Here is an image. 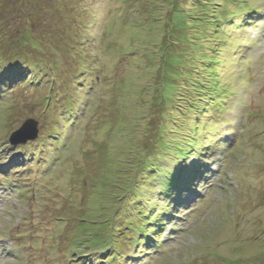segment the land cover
<instances>
[{
	"label": "rangeland",
	"instance_id": "374dc122",
	"mask_svg": "<svg viewBox=\"0 0 264 264\" xmlns=\"http://www.w3.org/2000/svg\"><path fill=\"white\" fill-rule=\"evenodd\" d=\"M0 48V264L136 259L170 195L134 264H264V0H0Z\"/></svg>",
	"mask_w": 264,
	"mask_h": 264
},
{
	"label": "trees",
	"instance_id": "16d2710c",
	"mask_svg": "<svg viewBox=\"0 0 264 264\" xmlns=\"http://www.w3.org/2000/svg\"><path fill=\"white\" fill-rule=\"evenodd\" d=\"M1 52H3V50H1V48H0V53ZM4 53V52H3ZM23 67H19L18 69H15L14 68V70H12V71H9V72H5V71H3L2 72V74H0V86H3V85H7V83H11V82H16L17 83V81L18 80H23V82L24 81H26L27 83H33V79H30L29 77L28 78H26V74H25V72L23 71V69H22ZM3 69H5L4 68V66H1V69L0 70H3ZM27 70H31L32 71V69L31 68H29V69H27ZM30 71V72H31ZM31 77V76H30ZM39 80V79H38ZM14 82V83H15ZM13 83V84H14ZM73 110H74V108L69 112V114H70V118L72 119L73 118ZM65 115H67V113H65ZM68 121H69V119H67ZM72 123H74V120L72 119V121H69V124L71 125ZM68 124V125H69ZM192 125H194L193 123H192ZM53 134H54V132H53ZM157 134L159 135V133L157 132ZM157 134H154V135H152L151 136V138H152V140H153V145H150L149 146V148L146 150V152H145V154H144V160L140 163V164H142L143 165V167L145 166V169L147 168V166H148V163H149V161L151 160V159H147L146 157L147 156H149V151H153L154 152V154L155 153H157V151H158V149H159V147H160V144L162 143V136L161 135H159V138H158V136H157ZM185 137L184 136H181V140H183ZM194 140V139H193ZM153 146H155V149L154 150H152L153 149ZM195 148L194 150L192 149V148ZM190 148H191V150H192V152H194L195 151V153H198L197 151V149H196V147L194 146V144H192L191 146H190ZM194 153V154H195ZM2 154V151L0 152V155ZM193 154V155H194ZM192 155V156H193ZM169 165V164H168ZM124 166V165H123ZM191 168H192V166L191 165H189L188 164V162H186V164H185V166L183 167V168H181V169H179V168H176V167H169V170H167V171H164V172H162L161 174H160V177L158 178V182H160L161 184V186H163V187H161V191H163V192H166V191H169V190H171V188H170V186H169V184L167 183V180H168V178H169V176H171V175H175L177 178H179V179H181V178H185V177H187V176H189L190 175V171L189 170H191ZM135 173V172H134ZM131 177V176H130ZM130 179V178H129ZM131 179H133L132 177H131ZM132 181H134V180H132ZM138 199H141L140 197L138 198ZM148 200V197L146 198V201ZM103 214H106V212H104L103 211ZM111 215V213L109 214H107V216H110ZM107 218V217H106ZM112 222V220H110V219H106V222H104L103 223V225H110V223ZM113 224H114V222H113ZM147 226H151V224L150 223H148L147 224ZM116 228V226L114 227V229ZM111 249V248H110ZM117 250H121V253L120 252H118V256L119 257H124V256H126V253H127V249H117Z\"/></svg>",
	"mask_w": 264,
	"mask_h": 264
},
{
	"label": "water",
	"instance_id": "95a60500",
	"mask_svg": "<svg viewBox=\"0 0 264 264\" xmlns=\"http://www.w3.org/2000/svg\"><path fill=\"white\" fill-rule=\"evenodd\" d=\"M38 136V122L34 119H28L20 129L11 135L9 141L14 146L25 145L28 141L36 140Z\"/></svg>",
	"mask_w": 264,
	"mask_h": 264
},
{
	"label": "snow or ice",
	"instance_id": "6c2138e0",
	"mask_svg": "<svg viewBox=\"0 0 264 264\" xmlns=\"http://www.w3.org/2000/svg\"><path fill=\"white\" fill-rule=\"evenodd\" d=\"M3 71H9V69L0 70V74H2Z\"/></svg>",
	"mask_w": 264,
	"mask_h": 264
}]
</instances>
